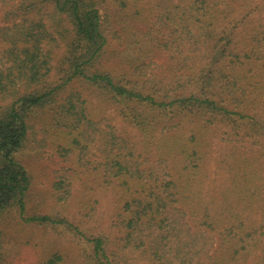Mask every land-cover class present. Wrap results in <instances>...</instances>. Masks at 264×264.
<instances>
[{"label": "trees", "instance_id": "trees-1", "mask_svg": "<svg viewBox=\"0 0 264 264\" xmlns=\"http://www.w3.org/2000/svg\"><path fill=\"white\" fill-rule=\"evenodd\" d=\"M0 21V264H264V0H0ZM39 133L66 167L35 206Z\"/></svg>", "mask_w": 264, "mask_h": 264}, {"label": "rangeland", "instance_id": "rangeland-1", "mask_svg": "<svg viewBox=\"0 0 264 264\" xmlns=\"http://www.w3.org/2000/svg\"><path fill=\"white\" fill-rule=\"evenodd\" d=\"M7 25L9 24L2 23L0 21V26ZM33 136L35 137V140L32 139V143L28 147H26V149L19 155V159L33 177L34 192L32 194V199L36 204L35 206H38L42 203L47 202L46 195L51 193L49 191L52 189V185L54 184L59 172L62 170V168H64L65 163L61 159L60 155L52 149L50 150V148H41V141H43L44 139L41 133ZM219 150L220 146L216 148V152L213 154V158L211 161L212 175H215L217 173ZM218 180L220 179H217V181ZM104 219L106 221V216H104ZM104 227H106V223L104 224ZM53 234L54 235L49 234V236H51L53 239L56 238L55 241H57L62 247L66 249H69L72 246L75 247V245H72L70 240H67L64 236L56 235L55 233ZM38 236V241L43 238L42 235ZM12 247L15 248L14 242H12L10 246H8V248ZM17 250L18 249L11 252V255L13 257V264H36L38 262V253L34 248L22 247L19 255L14 256Z\"/></svg>", "mask_w": 264, "mask_h": 264}]
</instances>
